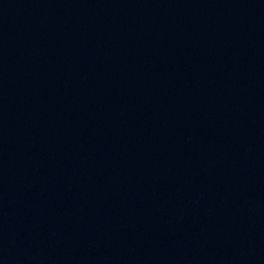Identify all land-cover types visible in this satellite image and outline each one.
Here are the masks:
<instances>
[{
	"label": "water",
	"instance_id": "95a60500",
	"mask_svg": "<svg viewBox=\"0 0 264 264\" xmlns=\"http://www.w3.org/2000/svg\"><path fill=\"white\" fill-rule=\"evenodd\" d=\"M0 264H264V0H0Z\"/></svg>",
	"mask_w": 264,
	"mask_h": 264
}]
</instances>
